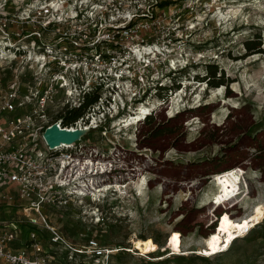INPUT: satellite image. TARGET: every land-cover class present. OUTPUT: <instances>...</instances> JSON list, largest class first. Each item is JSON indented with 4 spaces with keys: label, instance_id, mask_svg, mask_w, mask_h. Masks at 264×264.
<instances>
[{
    "label": "rangeland",
    "instance_id": "obj_1",
    "mask_svg": "<svg viewBox=\"0 0 264 264\" xmlns=\"http://www.w3.org/2000/svg\"><path fill=\"white\" fill-rule=\"evenodd\" d=\"M136 3L145 15L140 20L150 26L129 38L121 50L145 48L141 50L145 54L164 49L165 54L154 57V66L166 69L164 63L174 58L171 64L177 70L163 77L164 70L159 76L165 84L159 90L164 92L156 87L150 93L151 121L146 116L124 126L139 102H129L114 118L108 103L100 108L103 115L91 110L90 119L95 113L102 126L81 138L83 156L93 161L89 165L93 172L85 179L88 193L43 210L72 246L81 247L94 238L112 248L109 264H264V238L250 240L248 231L223 251L200 252L221 214L249 220L257 204L264 210V0ZM128 4L122 0L121 8ZM259 35L263 51L254 52L247 42H258ZM210 65L217 67V77L222 74L224 84L219 87L201 80L211 75ZM15 69L12 62L0 63V84L10 81ZM32 73L25 70L26 85L33 86ZM57 117L52 112L50 120ZM231 169L238 170L242 192L218 206L213 200L227 184L217 176ZM105 184L113 187L94 192V187ZM10 193L12 199L0 194V221H24L33 210H25L29 203L19 200L15 190ZM263 221L264 216L259 223ZM176 231L182 235L179 251L171 249ZM27 233L28 228H22L15 246H24ZM44 234L49 236V231ZM147 238H152L154 248L142 253L133 240ZM45 242L47 248L57 246L54 250L66 255L62 246ZM75 262L93 264L85 256L70 261Z\"/></svg>",
    "mask_w": 264,
    "mask_h": 264
},
{
    "label": "built area",
    "instance_id": "obj_2",
    "mask_svg": "<svg viewBox=\"0 0 264 264\" xmlns=\"http://www.w3.org/2000/svg\"><path fill=\"white\" fill-rule=\"evenodd\" d=\"M129 1L124 10L122 0H0V63L16 64L13 78L0 84V194L12 199L10 190H15L19 200L29 203L25 210H33L24 221H0V264H55L59 259L71 264L79 256L109 264L112 248L94 238L72 246L43 210L67 205L76 195L82 199L88 193L86 174L93 172L91 159L82 153V136L53 149L44 133L53 124L67 130L99 128L100 116L94 113L90 119V113L96 109L103 115L100 108L107 103L111 118L124 113L129 102L151 108L150 93L165 88L160 74L177 70L174 58L164 63L166 69L154 66L164 49L121 50L150 26L140 20L145 15L136 0ZM26 69L33 70V86L23 82ZM91 91L98 92V101L74 124L50 120L52 112L59 116ZM24 227V246H15ZM47 239L66 255L54 250L57 246L47 248Z\"/></svg>",
    "mask_w": 264,
    "mask_h": 264
},
{
    "label": "bare ground",
    "instance_id": "obj_3",
    "mask_svg": "<svg viewBox=\"0 0 264 264\" xmlns=\"http://www.w3.org/2000/svg\"><path fill=\"white\" fill-rule=\"evenodd\" d=\"M183 92V91H181ZM140 109L141 106H143ZM153 106V105H152ZM140 107L131 115L126 118L124 126H127L129 124H133L139 120H142L146 116H148L149 113H151V108L148 107L145 104L140 105ZM154 109V107H153ZM138 111V112H137ZM137 112V113H136ZM60 128L62 126L58 125ZM93 126H87L84 128V126H80L77 128H74L72 131H89ZM60 146H67V144L62 143ZM90 163H93L92 160L89 161ZM223 177L227 184V191H220L216 195V199H214L217 203L224 201L227 196L232 194L239 183L240 177L239 174L231 171V172H225L217 176V178ZM224 182V183H225ZM226 184L224 186H226ZM113 186L111 184H107L104 188L102 186L101 191H107L111 189ZM96 188V189H95ZM94 192L99 190L100 187H94ZM93 192V193H94ZM264 216V210L261 205H256L254 208V212L250 216V219H233L228 214H225L221 217L219 222V227L215 229L216 231L211 233L208 238L206 239V248L201 249L200 252L203 254H212L220 249L223 251L224 249H227L232 244V241L234 240L236 236L242 235L245 232H249L251 227H253L255 224H258L261 221V218ZM218 225V224H217ZM233 239V240H232ZM134 246L137 250L141 251L142 253H149L152 252V249L154 248L153 240L152 238L147 239H134L133 240ZM182 244V235L178 231L175 233V235L172 237L171 240V249L179 251ZM198 251V250H197ZM174 252V251H173ZM174 254V253H173ZM143 255V254H142ZM158 259V258H157Z\"/></svg>",
    "mask_w": 264,
    "mask_h": 264
},
{
    "label": "trees",
    "instance_id": "obj_4",
    "mask_svg": "<svg viewBox=\"0 0 264 264\" xmlns=\"http://www.w3.org/2000/svg\"><path fill=\"white\" fill-rule=\"evenodd\" d=\"M257 37H258V42L253 43V42L250 41V42H247V45H248V48L251 49V50H254V52H262L263 51V49L261 48L262 38H261L260 35L257 36ZM208 67H210L208 69V71L211 73V75L209 77H201V78H203L201 80H207L206 82H208L209 85L214 86V87H219L220 85L224 84V79L222 77V74L220 76H218V77L216 75V73H217V67H215V69H212V66L211 65L208 66ZM159 92L160 93H163L164 91H160L159 90ZM97 101H98V92L91 91V92L87 93L84 96V98L82 99V101L77 106H75L73 108H67L65 110V112L61 113L58 116V118H61L62 119V124L64 126L72 125L77 120H79L81 117H83L84 115H86V113L89 111V109L91 108V106L93 104H95ZM153 118H154L153 117V113H151L145 119H147V121H151V119H153ZM231 171H234V172L238 173V170H236V169L227 170V171H224L223 173H225V172H231ZM105 172L106 171H104L103 173H105ZM218 175H220V174H218ZM239 183H240V180H239ZM239 183H238V185L236 187L237 189L235 190V192H233L231 195L227 196V198L224 201H221V202L217 203L215 200H213V203L214 204H217L218 206L222 205V203H223V205H225V203H228V201L230 202L233 199H235L236 197H238L240 195V193L242 192V191H239L240 190ZM105 185H107V184H105ZM105 185H103V187ZM101 187L102 186H100V188ZM225 214H228L229 215L228 212H225V213L221 214L219 216V219H218V225H217V227H219V222H220L221 217L223 215H225ZM217 227L215 229H217ZM176 232H178V231H176ZM246 238H248L250 240H256V239L264 238V221L262 223H258L257 226H255L254 228H251L249 230ZM233 244H234V240L232 241V244L230 245V247Z\"/></svg>",
    "mask_w": 264,
    "mask_h": 264
},
{
    "label": "water",
    "instance_id": "obj_5",
    "mask_svg": "<svg viewBox=\"0 0 264 264\" xmlns=\"http://www.w3.org/2000/svg\"><path fill=\"white\" fill-rule=\"evenodd\" d=\"M86 131H72L60 128L57 124H53L47 128L44 137L50 147L58 148L62 143L71 144L83 135Z\"/></svg>",
    "mask_w": 264,
    "mask_h": 264
}]
</instances>
